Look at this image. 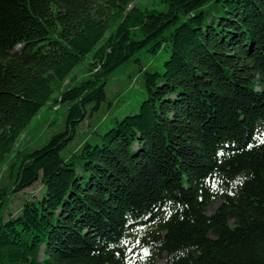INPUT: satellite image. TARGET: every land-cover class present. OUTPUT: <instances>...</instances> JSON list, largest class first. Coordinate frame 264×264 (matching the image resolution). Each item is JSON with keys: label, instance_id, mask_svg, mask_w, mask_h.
<instances>
[{"label": "trees", "instance_id": "16d2710c", "mask_svg": "<svg viewBox=\"0 0 264 264\" xmlns=\"http://www.w3.org/2000/svg\"><path fill=\"white\" fill-rule=\"evenodd\" d=\"M135 1L0 0V155L94 52L59 100L65 130L18 152L0 189V264H264V0ZM165 43L161 73L140 67L139 112L64 157L111 75ZM38 182L41 198L9 214L8 196Z\"/></svg>", "mask_w": 264, "mask_h": 264}, {"label": "rangeland", "instance_id": "374dc122", "mask_svg": "<svg viewBox=\"0 0 264 264\" xmlns=\"http://www.w3.org/2000/svg\"><path fill=\"white\" fill-rule=\"evenodd\" d=\"M134 6L145 12H164L167 10L164 0H136ZM220 10V6L216 4L205 9L209 18H214L215 15L219 14ZM124 16L125 14L116 15L111 19L110 27L104 40L117 29ZM184 20L182 16L177 25L167 30L165 35L170 36L174 29ZM131 31L133 39H143V32L139 27L131 26ZM93 53L92 51L83 59L65 82L54 84V93L50 101L41 108L38 115L30 122L12 153L0 155V189L3 187L10 188L13 185L11 167L14 163L16 165L21 163V157H15L18 152H21L22 156L28 155L34 150L45 146L53 135L65 130L70 104L61 103L59 100L64 90L70 89L90 77L89 67ZM170 54V43H165L157 55L141 51L137 55V58L140 59V64L132 61L116 70L107 81L106 102L102 104L99 111L93 114L91 113V107L88 108L87 119L79 126L74 139L62 151V155L64 157L72 155L87 139L93 144L97 143L99 141L98 135L114 127L117 119L121 120L127 115L137 114L141 103L146 99L140 67L142 66L151 72L158 71L161 73L164 62L170 57ZM90 122L91 126L89 127ZM43 192L44 188L38 182L23 193L18 195L10 194L8 196L9 214L17 216L21 212L25 201L39 199Z\"/></svg>", "mask_w": 264, "mask_h": 264}]
</instances>
